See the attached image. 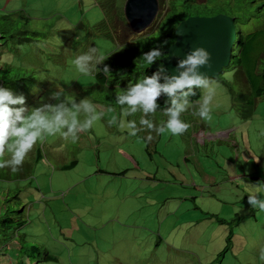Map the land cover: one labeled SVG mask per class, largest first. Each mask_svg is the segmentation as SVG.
<instances>
[{
    "label": "rangeland",
    "instance_id": "1",
    "mask_svg": "<svg viewBox=\"0 0 264 264\" xmlns=\"http://www.w3.org/2000/svg\"><path fill=\"white\" fill-rule=\"evenodd\" d=\"M92 1L0 0V14L14 10L28 15L31 18L28 24L21 21L18 31H35L36 35L29 37L38 44L44 42L45 53L55 51V44L63 42L60 30H72L77 23L88 19L91 24L101 20L98 8L86 6ZM124 1L119 0L121 8ZM263 2L255 0L254 5L245 7L242 23L248 20L251 10ZM242 4L241 0H205L188 5L185 11L189 17L212 16L216 12L215 15L225 13L237 17L234 10ZM81 9L84 13H80ZM45 21H54V26L43 28ZM64 22L73 28H63ZM248 24L249 27L244 28L247 32L257 25L254 20H249ZM119 29L118 35L123 32L121 27ZM226 36L230 37L228 33ZM151 39L163 50L172 39L171 31L160 35L157 30ZM26 43V39L16 42L18 46ZM36 46L32 44L33 49ZM110 50L103 46L99 51L106 54ZM50 60V66L54 67L52 60L59 58L51 56ZM38 61L36 53L27 51L16 68L23 71ZM223 72L231 84L235 82L232 72L226 69ZM40 73L43 72L40 70ZM47 78H52L50 73ZM72 80L67 78L59 84H70ZM57 85L56 90L64 89L60 100L70 109L69 120L78 119L82 123L93 116L94 113L82 111V106L74 109L72 105L90 101L88 97L94 99L96 90L88 97H75L66 93L65 87ZM212 86L215 94L209 105L211 119L198 117L197 120L194 113L185 112L181 119L191 127L182 137L165 131L147 146L145 141L118 135V130L127 128L126 123L123 119L116 120L113 114L115 123L109 126L112 114L104 109L105 119L95 121L87 132L78 133L81 141L77 139L73 143L70 137L65 139L57 133L36 144L34 149H41L43 161H36L30 178L19 183L17 204L27 206V217L32 222L28 231L34 242L40 241L54 252L57 259L54 264H264L261 258L264 234L255 231H264V211L256 218H247L248 222H231L233 218H241L236 213L251 207L250 195L264 200V99L256 106L253 123H244L239 116V121L235 118L225 85L218 82ZM199 95L197 111L204 93L199 92ZM77 111L79 113L75 114ZM193 122L198 123L197 128ZM202 128L207 137H213H209L205 145L196 138ZM229 131L232 134L228 137ZM120 138L126 139L121 142ZM69 140L74 146L73 154H56L57 146ZM233 140L238 148L230 147ZM29 155L34 158L35 151ZM74 160L77 168L63 172L64 166L74 167L70 165ZM251 173L254 178L262 175L257 184L250 179ZM14 184L9 186L14 187ZM0 197L2 201L4 197ZM230 208L237 210L226 215ZM249 214L247 210L246 215ZM241 215L245 218L243 213ZM227 228L231 229L233 239L225 241ZM157 234L159 248L156 249ZM225 248L226 253L217 257Z\"/></svg>",
    "mask_w": 264,
    "mask_h": 264
},
{
    "label": "trees",
    "instance_id": "2",
    "mask_svg": "<svg viewBox=\"0 0 264 264\" xmlns=\"http://www.w3.org/2000/svg\"><path fill=\"white\" fill-rule=\"evenodd\" d=\"M158 1L160 25L158 26V23H156L151 28L150 33L154 34L159 30L160 35H163L165 31H171L172 39L168 41L171 44L174 40L173 30L178 25V22L188 17L185 11L188 5L197 3V1ZM241 1L243 4L237 6L234 10L237 15V17L234 16L235 21H237L236 23L244 25L251 19L258 20L259 16H262L264 13L262 12L264 9L263 2L256 5L255 10H251L249 13L248 20L242 23L246 13L243 9L254 5L255 0ZM90 5L91 7H96V9L98 8L97 11L100 14L101 20L95 24H91L89 19L80 21L68 34H64L65 31L63 30L59 31L63 42L55 44L53 56L58 57L59 60H52L55 66L51 71L47 67V64H51V62L42 57L39 60L41 62L36 64V68H31L32 71L29 69L22 71L16 68L18 66L13 63L15 62V57L18 55L17 51L20 49V46L15 44V42L25 38L27 43L24 46H27L29 36L33 35L34 31H18L21 21L23 24H28L31 19L28 15H22L23 12L14 10L12 12L3 11L5 13L0 14V23L3 22L7 26L0 24V87L9 89L16 96L23 95L25 97V107L29 109L38 107L41 103L56 105L59 101L51 99L50 96L57 91L54 88L57 84L58 87H65V92L75 97H88L93 90H96L97 95L95 98H88L91 103L96 104L101 110L96 108L93 112L94 114L92 113L93 115L99 116L100 119H105L103 110L105 109L104 112L109 110L112 114L110 120L114 118L113 114H115L117 120L120 115V119H123L124 123L134 120L137 123V128H143L144 126L139 124V120L143 114L137 112L136 114L128 115L130 117L125 116V112H127L126 106L122 108L117 104L116 96L140 82L144 77L151 76L154 73V71L148 69L152 64L146 63L142 59V55L148 53L153 48H159L157 47L158 42L155 43L151 39V35L153 34L147 33V30L141 33H134L129 29L122 16V8L119 5V0H93L86 6ZM80 13H84L83 9L80 10ZM54 23V21L50 23L45 21L43 28H52ZM119 27L123 30L120 35L124 33L125 36L120 37L118 35V32L121 31ZM244 32H242L240 27H237L238 51L236 52V56L232 58L231 64L234 70L235 82L232 84L229 83L225 87L231 100L233 111L235 110L234 113L237 112L241 119H248L252 115L254 107L259 100L264 99V24L252 32ZM66 36L68 37L66 38ZM10 40L13 41L10 43ZM168 43H166V46ZM103 46L111 48L109 53H100L99 50H102ZM92 48L97 49L96 54L90 52ZM38 52L44 54L40 50ZM85 54L93 56L92 63L95 62L96 55H103L105 57L104 64H96V68L91 74L86 75L81 73L77 69L74 61L77 57ZM19 58L22 59V56ZM39 65L40 69L38 68ZM105 65L109 66L110 74L106 75L103 73ZM40 70L43 73H40ZM45 72L46 74L50 73L52 78L44 76L43 74ZM66 77L73 78L70 84H59L63 83L67 79ZM77 78H79L78 82L76 81ZM160 83H165V80L161 79ZM35 89L36 93H34ZM104 99L108 103H105L103 101ZM157 103L159 107L155 115H149L146 118L153 121L159 127L161 124H166L168 120V117L163 116L162 113H165V109L170 106V101L169 98H166L162 94ZM193 111L189 110L187 113L197 112ZM77 113L79 112H75V114ZM98 121L99 119L96 120V123ZM144 133H148L152 137L159 135L155 131H140L137 137L145 141V143L148 140L147 136L143 135ZM183 135H177V137H182ZM81 138V135H78L77 141H81ZM57 147L59 150L56 154H73L72 149L74 146L70 145V140L65 145L59 144ZM33 151L34 149L30 153ZM37 151L40 152L38 157L36 154ZM29 154L25 159L28 160L26 166L24 165L18 172L13 173L11 168L0 169V195L4 197L0 201V264H54L57 261L56 255L50 248H47L40 241L34 242L35 239L32 238L30 231H28L32 227V222L27 217L28 208L26 205L21 206L17 204L19 200V183L30 178L32 166L42 158V151L40 149H35L36 156L34 158ZM10 155V153H6L4 158L10 159ZM75 164V160L70 163L73 166ZM68 167L64 166V168ZM255 167L258 168L257 166ZM13 182L15 186L10 187L9 184ZM3 183H5L4 188L2 187ZM254 210L256 212H262L259 208ZM261 233L264 234L262 231ZM154 240L157 249L159 248L158 234ZM226 250L227 248L218 253H221V255L225 254ZM154 254H156V250Z\"/></svg>",
    "mask_w": 264,
    "mask_h": 264
},
{
    "label": "clouds",
    "instance_id": "3",
    "mask_svg": "<svg viewBox=\"0 0 264 264\" xmlns=\"http://www.w3.org/2000/svg\"><path fill=\"white\" fill-rule=\"evenodd\" d=\"M153 1L155 6L154 16L151 20H149L148 24H146L144 28L138 32H135L131 29L128 21L125 18L124 9L127 0L124 1L122 7V16L124 17L125 22L127 23L129 29L132 32L141 33L147 30L146 31L147 33L149 32V34H153L150 33L151 28H153L156 25V23H158V26L160 25L159 16H158L159 1L158 0H153ZM196 1L198 3L204 2V0H196ZM142 5H144L142 0H138V6H142ZM216 17H222L225 19V21H230L232 23L234 39L229 47V55H228L229 59L225 64L226 66L221 67L220 71L216 74V76L212 77V76H205L204 74H199L198 69L203 67H211L210 64L211 57H213L214 60H218L224 56L218 53V48L216 44H210L211 47L209 48L211 49V51L209 52L201 47H197L196 43L198 40L200 39L203 40L204 38H206L208 33L214 30L212 27L214 26L213 22H214V18ZM195 20L199 23V26L195 28V30L192 31L191 33H187L185 31L184 32L185 39L180 44H178L177 35H175V31L177 30V28L186 21L188 22V24H185V26L188 25L191 26L193 25V21ZM251 20H254L255 24L257 23L255 29L259 28L262 24H264V13L262 14V16H259L258 20L256 19H251ZM200 21H203L202 28L200 26ZM236 22L237 21H235V18L233 16H229L228 14L225 13H220L217 15L214 14L212 16L207 15V16H194V17H189L188 15L187 18L179 21L178 25L173 30L174 40L171 44L168 43L167 46L165 44V48L163 50H160L161 47H159L158 44L157 47L159 48H153L148 53L142 55V59L146 63L152 64L151 66H149L148 69L150 71H154V73L151 76L144 77L140 82L136 83L135 85L124 90L122 93L118 94L116 96V103L119 104L122 108L126 106V111L128 115L141 112L143 115L139 120V124L144 127L137 128L136 121L134 120L127 121L126 123L127 128L123 130H118V135L121 136L125 134L126 138L130 137L131 139H135L140 142L143 141L142 139H139L137 137L140 131L142 130H148L149 132L155 131L157 134H159L158 136L155 135V137H152L148 133L143 134L147 136V140H148V142L146 143L147 146L155 139L156 140L159 139L160 134H163L165 131H168L176 136L183 135L191 127V125L184 122L181 119V116L182 114H184L189 110L191 111L194 110L193 112L197 111L196 103H197V99L200 97L199 92L204 93V95L202 96L198 111L195 112L194 114L197 115L196 116L197 118L200 117L203 120H210L211 109L209 105L215 94V89L212 86V84L221 82L226 86L229 85V83H231L228 77L223 76L225 74L223 70L226 69L228 73L229 72L234 73L231 64H232V58L236 56L237 54L236 49L238 48L237 27H240L243 33H245L244 28L249 27L248 22L244 25L238 24ZM64 23L66 25L62 26L63 28H73L71 27L70 23L68 22H64ZM63 31H65L64 34H68L71 30H63ZM33 35H36L35 31L33 32ZM28 41L29 42L27 46L24 45L20 46V49L17 51L18 55L17 57H15V62L13 64L19 66L22 62V59L19 57L22 56L27 51H32L36 53L38 55L39 60L42 57L49 60V62H51L49 58L53 56V51L52 52L47 51L44 53L42 49L44 42L38 44V41L30 37ZM33 43H36L37 45L36 49L32 48ZM168 49H169V53L166 52ZM37 50L38 51L40 50L44 54L39 53ZM90 52L96 54L97 49L92 48ZM171 53H173L174 56H178V60L175 65V70L172 76H168L166 74L164 62L162 61L163 59H166L165 66H168L170 63L168 57L173 56ZM158 58L159 61L157 62ZM92 61H93V56L85 54L77 57L74 63L77 69L81 73L87 75V74H91V72L96 68L95 67L96 64H104L105 57L103 55H96L95 62L92 63ZM39 62L41 61H38L37 63ZM37 63H32L31 65L32 67H27L26 69L32 71L31 68H36ZM40 65L38 67L39 69H40ZM154 65L159 66V68L157 70H152L151 67ZM47 67L50 69V71L54 68L50 66V64H47ZM46 72L43 75L47 77ZM103 73L106 75L111 73L109 66L105 65V67L103 68ZM161 79H164L165 83L161 84L160 83ZM63 94H64V89L62 88L58 89L56 92L51 94L50 96L51 99H56L57 101H59L56 105L41 103L38 107L29 109L25 107V97L23 95L16 96L9 89L0 87V169L11 168V171L13 173H16L20 170V168L23 167V165L27 164V161L25 159L28 156V154L34 149L36 144L39 141H42L46 136H53L56 135L57 133H61L65 139H68L70 137L72 142H76V140L78 139V133L87 132L93 126L94 121L100 119L99 116L93 115L90 119L86 118L82 123L78 119L69 120L67 118V113L70 112V109L67 107V104L65 102L60 100V97ZM162 94H164L166 98H169L170 101V106L165 109V113H162L163 116H165L164 114H166L168 120L166 124H161V126L157 127L153 123V121H150L146 117H148L149 115L152 116L155 115L157 108L159 107L157 101L159 98H161ZM81 106H82V111H84L85 113H93L96 109V104H93L88 100L81 101L80 105H77L75 103H73L72 105L74 109L81 108ZM256 106L254 107V111L256 109ZM231 108H232V103H231ZM254 111L250 116V118L249 117L248 119L240 118L241 121L244 123H248L250 121L249 124H252L254 120L253 117ZM235 115H236L235 118H237V120L239 121V118L237 117L238 116L237 112H235ZM119 119H120V115L118 117V120ZM114 123H115V118L108 121L109 126H112ZM197 124L198 123H194L195 128H197L196 127ZM123 127L124 124H121V128ZM65 128L67 129V131H64ZM231 133L232 131H229L227 135L229 136ZM209 137L213 138L210 135ZM209 137L206 136L204 128H202L196 133V138H198L201 144L204 145ZM126 138H120L121 142H124ZM83 141H84L83 143L84 145L86 139ZM189 141H192V139H190ZM183 142L185 143V141ZM6 153L11 154L10 159L4 158ZM39 153H40L39 151L36 152L37 157ZM40 160L43 161L42 158H40ZM134 163L136 166H138V163L136 161H134ZM77 166L78 165L74 166L71 169L63 167L62 170L63 172H71L75 170ZM139 170L142 171L141 169ZM122 174L124 173L120 172V175ZM250 179H252V181L255 184L256 181L258 180V178H254L252 176H250ZM248 204L251 205V207L247 209L250 211V213L256 212L254 210L256 208H259L260 211H264V200L258 199L255 195H250L248 197ZM247 210H240L241 213L245 215V218L241 215V213H236V215H240L241 218H233L231 222H235V223L248 222L247 218L251 216L250 214L246 215ZM252 218H256V217H252ZM255 231L261 232L262 230L256 229ZM228 239L232 240L233 234L231 229L227 228L225 241ZM223 255L224 254L221 255V253H218L217 257H222ZM261 258L264 259V250L261 251Z\"/></svg>",
    "mask_w": 264,
    "mask_h": 264
},
{
    "label": "water",
    "instance_id": "4",
    "mask_svg": "<svg viewBox=\"0 0 264 264\" xmlns=\"http://www.w3.org/2000/svg\"><path fill=\"white\" fill-rule=\"evenodd\" d=\"M143 4L142 6H138V0H127L124 13L125 18L128 21L131 29L135 32L140 31L144 28L146 24H148L149 20H151L155 13V6L153 0H142ZM148 16V17H147ZM213 21V20H211ZM202 22L200 21V26L202 28ZM206 22V21H205ZM204 22V24H205ZM185 24H188L186 21L185 23H182L178 28L177 32L175 31V35H177V43L180 44L184 39V32L191 33L199 26V23L195 20L193 21V25L185 26ZM214 26L212 27L214 30L210 31L206 38H204L202 41H197L196 46L201 47L207 51H211L209 47H211L210 44H216L218 48V53L222 54L224 57L214 60L213 57H211L210 64L211 67H203L199 68V74H204L205 76H216V74L220 71V68L223 66H226L229 59V47L234 39L233 35V27L232 23L230 21H225L222 17H216L214 18L213 22ZM185 26V27H184ZM190 26V27H189ZM205 30V27H204ZM226 33L230 35V37L226 36ZM169 53V49L166 51ZM173 55V53H171ZM225 54V55H224ZM169 65L165 66L166 59H163L162 62H164V67L166 69V74L168 76H172L175 65L178 60V56H169ZM222 64V65H221ZM159 66L154 65L151 67L152 70H157Z\"/></svg>",
    "mask_w": 264,
    "mask_h": 264
},
{
    "label": "crops",
    "instance_id": "5",
    "mask_svg": "<svg viewBox=\"0 0 264 264\" xmlns=\"http://www.w3.org/2000/svg\"><path fill=\"white\" fill-rule=\"evenodd\" d=\"M196 119L198 120V118H196ZM249 122H250V121H249ZM249 122H248V123H249ZM231 134H232V133H231ZM229 136H230V135H229ZM229 136H228V137H229ZM237 145H238V144L236 143V141L233 140V143L230 145V147H232V148L235 149V148H238ZM246 155H247V154H246ZM239 159H240V155L237 153V161H238ZM241 160L244 161L243 158H242ZM256 166H257V165H256ZM243 175L245 176L246 174L244 173ZM253 175H254L253 173L250 174V176H252V177H253ZM261 176H262V175H261ZM261 176H260V177H261ZM260 177H258V181L261 180ZM236 178H238V177H236ZM256 184H257V182H256ZM236 208H237V207H236ZM235 210H236V209H234V208H230V209L226 212V215H232L231 213H232L233 211H235ZM245 210H247V209H245ZM260 214H261V213H259V212H252V213L250 214V216H251V217H257V216H259Z\"/></svg>",
    "mask_w": 264,
    "mask_h": 264
},
{
    "label": "bare ground",
    "instance_id": "6",
    "mask_svg": "<svg viewBox=\"0 0 264 264\" xmlns=\"http://www.w3.org/2000/svg\"><path fill=\"white\" fill-rule=\"evenodd\" d=\"M67 78V77H66ZM55 199V198H54Z\"/></svg>",
    "mask_w": 264,
    "mask_h": 264
}]
</instances>
